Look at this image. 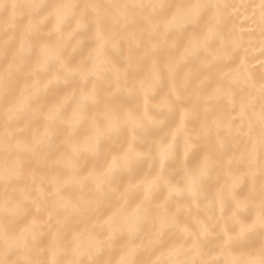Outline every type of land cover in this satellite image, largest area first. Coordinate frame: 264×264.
I'll list each match as a JSON object with an SVG mask.
<instances>
[{"label":"snow or ice","instance_id":"snow-or-ice-1","mask_svg":"<svg viewBox=\"0 0 264 264\" xmlns=\"http://www.w3.org/2000/svg\"><path fill=\"white\" fill-rule=\"evenodd\" d=\"M0 264H264V0H0Z\"/></svg>","mask_w":264,"mask_h":264},{"label":"bare ground","instance_id":"bare-ground-1","mask_svg":"<svg viewBox=\"0 0 264 264\" xmlns=\"http://www.w3.org/2000/svg\"><path fill=\"white\" fill-rule=\"evenodd\" d=\"M235 2H236V3H240L241 0H235ZM244 2H250V0H244ZM236 23H237V24H241V23H243V24H246V25H247L248 22L244 21V18H243V16L241 15V16L239 17V19L236 20ZM121 54H122V53H121ZM113 55H118V54L113 53Z\"/></svg>","mask_w":264,"mask_h":264}]
</instances>
